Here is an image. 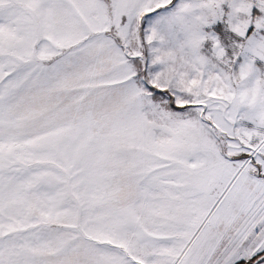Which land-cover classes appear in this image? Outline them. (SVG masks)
Returning <instances> with one entry per match:
<instances>
[{
    "label": "snow or ice",
    "instance_id": "6c2138e0",
    "mask_svg": "<svg viewBox=\"0 0 264 264\" xmlns=\"http://www.w3.org/2000/svg\"><path fill=\"white\" fill-rule=\"evenodd\" d=\"M0 264H264V0H0Z\"/></svg>",
    "mask_w": 264,
    "mask_h": 264
}]
</instances>
